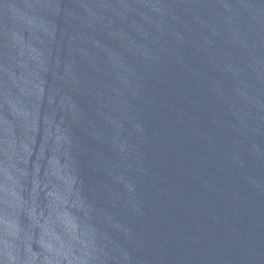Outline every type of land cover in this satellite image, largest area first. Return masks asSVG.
I'll return each mask as SVG.
<instances>
[{
	"label": "water",
	"instance_id": "95a60500",
	"mask_svg": "<svg viewBox=\"0 0 264 264\" xmlns=\"http://www.w3.org/2000/svg\"><path fill=\"white\" fill-rule=\"evenodd\" d=\"M0 264H264V0H0Z\"/></svg>",
	"mask_w": 264,
	"mask_h": 264
}]
</instances>
